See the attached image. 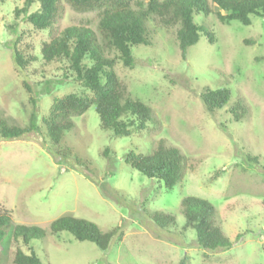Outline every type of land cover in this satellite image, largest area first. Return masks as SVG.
Listing matches in <instances>:
<instances>
[{
	"label": "rangeland",
	"instance_id": "obj_1",
	"mask_svg": "<svg viewBox=\"0 0 264 264\" xmlns=\"http://www.w3.org/2000/svg\"><path fill=\"white\" fill-rule=\"evenodd\" d=\"M207 1L212 12L195 15L194 22L213 34L212 44L201 34L183 57L178 27L148 20L147 44L131 48V68L114 48L104 51L129 97L149 106L155 122L131 129L128 137L113 136L100 128L91 106L55 145L42 120L53 99L93 93L73 78L65 60L44 62L40 48L69 26L97 32L96 13H77L61 0L51 27L38 30L17 12L24 0H0V119L24 128L34 113L37 126L21 139L0 140V209L14 224L46 231L27 245L10 239L1 246L2 264H13L18 249H33L43 264H264V14L250 16L249 25L225 24ZM146 4L130 0L133 9ZM39 6L35 1L27 14ZM219 89H227L230 99L210 113L201 95ZM237 104L245 110L239 119L233 115ZM159 143L186 158L183 179L172 190L124 162L127 153L148 155ZM184 197L213 205L230 249L205 252L197 246L194 231L184 228ZM154 212L174 216V225L158 227L150 218ZM62 216L87 220L102 232L117 228L120 238L101 251L67 232L50 235V223Z\"/></svg>",
	"mask_w": 264,
	"mask_h": 264
},
{
	"label": "trees",
	"instance_id": "obj_2",
	"mask_svg": "<svg viewBox=\"0 0 264 264\" xmlns=\"http://www.w3.org/2000/svg\"><path fill=\"white\" fill-rule=\"evenodd\" d=\"M38 1L39 9L29 13L28 9ZM77 13L95 12L97 32L85 25L64 28L49 42L42 43L40 55L44 62L65 60L73 78L93 93V97L69 94L53 99L47 117L43 118L47 138L55 145L62 140L63 134L74 128L73 118L85 113L94 106L99 118L100 128L108 130L113 136L128 137L131 129L142 131L148 123L155 122L152 109L139 100L131 99L123 84L113 71V59L105 57V49L114 48L125 67L131 68L133 57L131 48L146 45V22L155 21L163 28L178 27L176 36L180 51L185 57L187 49L194 46L201 34L213 43V34L194 22V16L209 15L212 11L207 0H147L145 7L133 9L130 0H63ZM219 11L215 13L221 23L232 21L249 25V17L264 14V0H210ZM61 0H24L19 12L27 15V20L38 30L51 27L59 15ZM221 12L225 13L224 15ZM17 67L22 66L21 55L14 53ZM87 61V62H86ZM230 99L227 89L207 91L201 95L204 108L213 113L222 109ZM245 110L240 104L233 108L236 119ZM36 115L33 113L29 125L21 128L9 125L0 119V140H18L36 131ZM50 154L56 155L52 150ZM64 158L67 154L62 153ZM76 163L77 160H75ZM124 162L133 170L150 180L161 182L166 190H172L186 171V158L179 149L159 143L148 155L129 152ZM185 219L184 228L194 231L196 244L205 252L228 250L232 242L224 236L216 222L213 205L204 199L184 197L180 202ZM151 220L160 228L174 225L175 218L169 214L154 212ZM52 236L60 232L71 234L77 241L91 242L99 250L106 251L114 238H120L118 229L102 232L97 225L84 219L62 216L49 225ZM46 231L36 226L17 225L11 214L0 209V264L4 260L1 246L11 240H21L25 245L32 240H41ZM239 236H237L238 238ZM13 264H43L33 249L29 254L16 250ZM179 264H184L180 262Z\"/></svg>",
	"mask_w": 264,
	"mask_h": 264
}]
</instances>
